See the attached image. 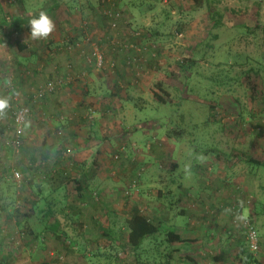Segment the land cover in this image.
<instances>
[{
    "label": "rangeland",
    "instance_id": "obj_1",
    "mask_svg": "<svg viewBox=\"0 0 264 264\" xmlns=\"http://www.w3.org/2000/svg\"><path fill=\"white\" fill-rule=\"evenodd\" d=\"M108 4L115 9L111 14L120 13L115 28L103 14ZM213 4L224 14L226 29L218 32L214 48L201 60L199 75L192 74L188 86L179 60L207 42L213 26L207 7H197L194 0H0V19L30 17L48 6L56 25L47 39L39 41L25 28L7 38L0 36V98H7L12 106L11 111L8 107L0 111V201L9 204L7 212L0 208V257L4 259L0 264H32L40 255L39 249L26 244L7 213H15L18 201H22L21 212H28L41 196L59 206L68 204L77 189L73 178L79 179L84 169L95 176L88 182L95 200L103 197L108 202L111 215L107 206L98 207L102 226L110 225L108 216L120 221L134 206L167 225L183 209L189 212L174 217L172 225L191 244L170 247L181 251L171 264H191L185 258L189 254L196 264H242L245 255L239 258L240 250L249 249L246 230L236 228L235 219L239 226L243 219L254 223L260 250L248 253L264 264V173L254 175L238 158L248 154L264 160V0H213ZM242 25L255 32L245 33L239 28ZM147 30L160 34L159 65L146 73L149 53L130 54L141 74L130 82L122 64L132 52V34ZM95 51L103 56L101 67ZM227 75L234 79L229 89L213 81ZM50 82L56 86L54 91L36 98ZM160 82L165 92L160 91ZM176 90L184 99L179 111L160 105L155 93L174 103ZM13 106L29 109L20 151L14 144ZM210 106L215 108L216 122ZM181 113L185 114L183 128L168 125ZM169 133L176 135L170 138ZM194 138L202 142H197L198 148L190 144ZM205 144L232 155L231 160L221 153L204 155ZM177 162L180 167L173 171ZM195 164L209 170L198 173ZM64 169L71 176L67 191L52 193L51 188L65 178H56L55 171ZM16 172L21 173L19 178ZM135 173L140 178L133 186ZM179 176L185 194L172 188ZM178 196L183 197L177 204ZM68 226L73 228V222ZM68 237L78 245L76 251L85 250L60 258L58 264H111L106 256L114 264H162L161 252L168 250L160 245V238L148 241L135 257L131 250L110 248L107 237L94 242L90 251L74 231ZM217 256L224 261L215 263Z\"/></svg>",
    "mask_w": 264,
    "mask_h": 264
},
{
    "label": "trees",
    "instance_id": "obj_2",
    "mask_svg": "<svg viewBox=\"0 0 264 264\" xmlns=\"http://www.w3.org/2000/svg\"><path fill=\"white\" fill-rule=\"evenodd\" d=\"M56 1V0H53ZM195 4L197 5V7L201 8L203 6H206L208 11H209V18L210 21L212 23V31L210 33L209 36V40L207 42H205L203 45H200L199 47L195 48L192 51L191 56L189 57H185V58H181L179 60L178 66H179V71L181 76L186 78L187 84L188 86L190 85V80H191V76L192 74H198L199 75V69L201 67L200 63L201 60L204 59L206 57V54L208 53L209 50H212L214 48V45L212 44V42H214L215 40H217L219 38V31L225 30L226 29V21H225V16L224 14L216 7L214 6L215 4H213V0H194ZM105 7V6H104ZM50 9V7L46 6L45 8H43L41 11H48ZM111 9H114L113 7H111V4L107 5V12H103L104 16L107 17L108 19H110L111 24H112V28H115V23H114V16H111ZM115 10V9H114ZM113 14H118L113 12ZM120 14V13H119ZM38 15L37 13L33 14L30 17H26V18H17V19H12V20H8L6 18H1L0 19V36H2L3 38H7L12 32H19L22 29H26L28 32H30V21L31 19ZM168 16H171L170 13H167ZM240 29H242L245 33L249 34V33H254L255 30H253L252 28H249L245 25H242L239 27ZM23 31V30H22ZM183 32V27L180 28V30H178V33L181 34ZM133 43L134 45H132V48H130V50H132L131 53H128L127 55V59L124 60V63L122 64L123 68H121V71L124 73L125 77L131 82L133 80H135V77H140L141 74L140 72L137 70V60L134 59V55L136 54L137 51L139 52H148L149 53V59L147 61V71L146 73L149 72H153L157 66L159 65V57H160V52L158 49V39H159V32L158 31H152V30H147V31H143L140 33H133ZM24 46H20V48L22 49ZM142 47V48H141ZM146 47V48H144ZM132 54L133 57L130 55ZM200 57V58H199ZM96 60V59H95ZM91 63V62H90ZM140 66V65H138ZM112 68L116 67L115 64L111 65ZM154 69V70H153ZM137 70V71H136ZM252 71H256L255 69H252ZM258 72V71H256ZM145 74V73H144ZM143 74V76H144ZM146 75V74H145ZM215 83H218L219 85L223 86V87H227L228 89L231 88V86L233 85L234 79L233 78H229V76H223V77H217V78H213ZM119 85L122 86V83L120 81L117 82ZM160 91L165 92V88L164 85L160 82L157 84ZM192 88V87H191ZM193 92V90L191 91ZM85 95L88 97L89 91L86 90ZM115 95V94H114ZM176 95V96H174ZM155 96L157 98V100L159 101L160 105H170L173 107H177L178 111L180 110V108L182 107V100L183 97H181L182 95H178V90L175 91L174 94H172V96H174L173 98L177 100V102H168L164 96L162 94L159 93H155ZM87 97L85 99H87ZM9 106H11L10 104L8 105L7 110L11 111V108H9ZM211 117H212V121L216 122L215 119V114H214V107H211ZM213 109V110H212ZM141 110V107H140ZM12 113V112H11ZM13 117V116H12ZM29 117V116H28ZM28 119V118H27ZM14 120V118H13ZM27 121V120H26ZM170 123L168 125H175L178 128H183L185 123V114L181 113V116L179 115L176 118V121L174 122L173 118H170ZM199 124H201L199 121H197ZM195 122V124L197 123ZM15 123V122H14ZM174 123V124H173ZM183 124V125H182ZM146 125V123H145ZM203 125L205 126H209V123L207 121H203ZM161 127V126H160ZM194 127H197V125H194ZM137 128V127H136ZM190 131H193V129L190 128ZM170 138H174L175 135H173L172 133L168 134ZM194 136V135H192ZM195 137V136H194ZM202 143L199 142L198 140L191 139L190 140V144L192 146V148H195L194 146L196 145L197 148L199 147L200 144L198 143ZM207 150H205L204 152L201 151V153H203L204 155H208V154H212L217 156L218 153H221L222 156H225L227 158L228 161L231 160L232 155L230 156L229 154L226 153H222V152H217V148L215 146H207L205 144ZM21 145L19 146V151ZM239 156V157H238ZM238 157L240 162L247 165L249 168H251V172H253L254 175H257V173H264V160L256 158L254 155H248V154H238ZM221 156H218V158H220ZM181 163V162H180ZM180 163L177 162V164H174L173 166V171H176L179 169L180 167ZM202 166V167H201ZM194 170L198 171L199 170L202 171V169L205 170V172L208 169V167H205L203 165H198L195 164V167L193 168ZM82 175L79 174L78 177L79 179H77L76 177L73 178V181L77 183V189H76V193L74 194L72 200L67 204H55L57 207L58 212L65 213L66 211H68V209H72L73 216L74 217H78V215L81 214L80 210H87L89 209V206L87 203L91 204L92 206L94 205H98L100 206V204L102 203L103 197H101L98 201L95 200L94 195L90 192L91 189L89 187V183L91 180L89 178H95V176L92 174L91 170H82ZM19 174H21L20 172H18ZM53 173H50V175L52 176ZM61 175L65 178H61ZM54 176H56V178H61V182L57 185V186H53L51 188V191H53L52 193H57L60 191H67V185L71 182V176L70 173L67 172V170L62 171V173L60 171H55ZM141 176V174H140ZM134 177L136 178L133 181V186H135V184L139 183V176L137 173L134 174ZM48 178V176H47ZM179 180H177V178H174V180L172 181V188H177L178 191H180V193L185 194L186 193V188L184 187L183 183H182V178H180V176L178 177ZM63 184H65L66 186H64ZM90 192V193H89ZM162 195V192H160V196ZM180 196V195H179ZM178 196V200H177V204L178 201L181 202V198L183 197H179ZM165 198V196H162ZM167 197V196H166ZM185 197V196H184ZM0 198H2V196H0ZM37 198V197H36ZM39 198V197H38ZM4 199V198H3ZM57 200V199H56ZM17 201L15 200V202H11L10 205H14ZM87 202V203H86ZM19 204V207H17L15 209V213L12 214L11 213H7V217H13V219L15 220V227L19 230L22 231L20 232V236L24 237V239H27L25 242H29L32 238V241L36 240L35 244L30 245L31 247H33V250L36 251V249L38 250V252H40L41 249H43L44 251H47V246L44 247L42 246L43 243L45 245L46 243V236H34L36 234L35 230L32 228V226L30 225L31 221L33 218L36 217V212H37V207L40 205V201L38 200H34L31 204V209L28 212H21L20 209V204L22 203V201H18L17 202ZM0 208L1 211H5L7 212V208L9 206V204H2V200L0 201ZM54 205V206H55ZM176 205V202L170 201V206L173 208V206ZM101 207H106V204H103V206L101 205ZM108 208V206L106 207ZM105 208V209H106ZM235 208V207H233ZM109 212V209H107ZM174 210V209H173ZM235 210V209H234ZM51 211V210H50ZM188 213L186 209H183L181 211L180 214L178 215H174L172 216L171 219H169L171 221L170 224H166L165 222H163L160 219L157 218H152L150 219L148 216H146L143 211L138 207V206H134L133 208H131L130 212L127 214H124L121 218L120 221H114L111 216H108L110 218V225L109 222L102 226L101 225V220H97L96 223L97 224V229L99 231H102L100 234L101 239L103 240V237H107L108 238V243L110 248H124V249H128L131 250V252L133 253V255H135V257H138V254L140 252L143 251L144 245L150 241H157L158 239H162L160 245L164 244L166 245V248H168V250L166 249V251L161 252V255L163 256V259L160 263L162 264H171L172 260L174 259V255L175 254H181V251L177 248L173 249L170 248L172 247L174 244L176 243H180V244H188L190 245L191 243L186 240L183 239L182 236L180 234L177 233V229L175 228V225H172L173 222H175L176 217L177 216H188ZM12 214V215H11ZM111 215V213H109ZM175 217V220H174ZM252 223V221H251ZM74 224V223H73ZM254 225V223H252ZM55 231H54V236L53 238L56 240L57 242V247L55 249V251H53L52 256L51 254L48 255L45 254V258L43 257L41 260L42 264H58L59 263V259L60 258H64L67 257L68 255L74 253V252H78V251H84L82 249H77L78 251H76V248H78L77 244L75 242H73L70 237L66 236L65 234H61V232L58 230V224H55ZM255 226V225H254ZM79 227L77 229V232L81 235L82 239L84 236H82V232L79 231L83 228L82 223L79 224ZM174 227V228H173ZM50 230V229H49ZM79 235V236H80ZM100 239V240H101ZM100 240H96V242L100 241ZM89 242V241H87ZM47 244V243H46ZM94 244V242H89L86 243L87 246H85L86 250H91V245ZM55 247V246H54ZM186 248H188L186 246ZM249 251V250H248ZM248 251L245 253L240 250V253L238 255V257L240 258L241 255H245L244 258H242V264H261L258 260L253 259L252 255L250 253H248ZM250 252V251H249ZM103 255V254H102ZM191 254H189L188 256H185V258L191 262V264H196V261L194 260V258H192V256H190ZM104 256V255H103ZM111 264H114L112 262L113 258L111 256H106ZM41 258V257H40ZM224 257L223 256H217L215 257L213 260L215 263H221L224 261ZM181 260L184 261V258L181 256ZM185 263V262H184Z\"/></svg>",
    "mask_w": 264,
    "mask_h": 264
},
{
    "label": "crops",
    "instance_id": "obj_3",
    "mask_svg": "<svg viewBox=\"0 0 264 264\" xmlns=\"http://www.w3.org/2000/svg\"><path fill=\"white\" fill-rule=\"evenodd\" d=\"M89 187H90V184H89ZM90 189H91V187H90ZM50 195H51V193L48 194L49 197H50ZM38 199L41 202L40 203L41 208H39L37 210L36 217L32 219L30 225L32 226V228L36 232V234L34 236H42V237L46 236V243L47 244L45 243V245H43V246L44 247L47 246V249H46L47 251H44L43 249H41L40 252H38V254H40V255H38L39 259H37L35 261V263L32 261V264H42L43 260H41V259L45 256V254L48 255V252H49V254H51L52 251H55V249L57 247V245H56L57 242L54 239L55 236L53 234L55 231V226H54L55 224L59 225L58 230L61 232V234H65L66 236H68V234H70L71 232L74 231V234L77 237H81V235L77 232V229L80 228L79 224L82 223L83 228L79 231H81L82 236H84L83 237L84 243H89L91 241L96 242V240L101 239L102 235L99 233V231H96L97 230V224H98V223H96V221L101 220V217H103V215L101 213V209L100 210L98 209L99 206H97V208H96L98 210L97 211L94 208L96 205L92 206L91 204L86 202L89 206V209L80 210L81 214L78 215V217H74L73 213H71L72 212L71 208L68 209V211H66L65 213L61 214L54 207V205L56 204L55 201L51 200L47 196H41L39 198L38 197L35 198V200H38ZM54 200H56V199H54ZM42 202H43V206H42ZM103 204H106V206H108L107 201L102 200L100 207H101V205L103 206ZM107 209H109V208H107ZM106 212L109 213L108 211H106ZM76 218H79V220H77ZM74 219H76V220H74ZM107 219H108V217H107ZM70 221H72L74 223L73 228H72V226H68V223ZM64 222H65V224H64ZM53 236H54V238H53ZM32 240H33V238L29 242H26V244H29V245L35 244L36 240L35 241H32ZM87 241H89V242H87ZM0 247H1V244H0ZM2 257L3 256L0 257L1 263L4 262V259Z\"/></svg>",
    "mask_w": 264,
    "mask_h": 264
},
{
    "label": "built area",
    "instance_id": "obj_4",
    "mask_svg": "<svg viewBox=\"0 0 264 264\" xmlns=\"http://www.w3.org/2000/svg\"><path fill=\"white\" fill-rule=\"evenodd\" d=\"M111 16H114V20H118L120 18V14H111ZM94 57L97 61L96 64H98L100 67L103 64V56L99 51L94 52ZM91 62V61H90ZM54 83H48L44 87H42L38 91V95L36 98H40L45 96L47 93H51L55 89ZM9 108L12 109V106H9ZM13 118L16 126V137L14 139V144L19 147L21 139H22V134L24 131V127L26 124V120L29 116V109L24 108V107H14L13 106ZM15 177L19 178L20 174L18 172L15 173ZM235 209V208H234ZM236 228H244L246 230V242L248 245V249L251 253L257 254L260 250V240H259V234L256 229V227L251 223L250 220H244L242 222V226H239V222L237 219L234 220V223Z\"/></svg>",
    "mask_w": 264,
    "mask_h": 264
},
{
    "label": "clouds",
    "instance_id": "obj_5",
    "mask_svg": "<svg viewBox=\"0 0 264 264\" xmlns=\"http://www.w3.org/2000/svg\"><path fill=\"white\" fill-rule=\"evenodd\" d=\"M55 23L46 11H40L30 21V35L34 40H44L55 30ZM9 105L7 98H0V111L6 109Z\"/></svg>",
    "mask_w": 264,
    "mask_h": 264
}]
</instances>
